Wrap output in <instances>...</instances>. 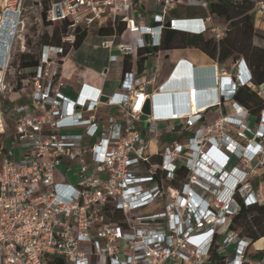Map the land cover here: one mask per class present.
Instances as JSON below:
<instances>
[{
    "label": "built area",
    "instance_id": "obj_1",
    "mask_svg": "<svg viewBox=\"0 0 264 264\" xmlns=\"http://www.w3.org/2000/svg\"><path fill=\"white\" fill-rule=\"evenodd\" d=\"M179 5L209 9L208 0H0V264H212L213 253L224 264H264V255L247 259L251 239L230 228L238 196L262 199L251 177L264 165V110L253 127L234 98L238 85L252 84L246 61L204 98L193 84L195 111L169 115L156 94L179 89L167 88L178 68L196 67L181 58L158 83L153 67L136 65L166 29L225 36L229 25L210 12L174 16ZM254 10L264 12V0ZM45 14L49 26L65 23L61 42L44 43L25 67L30 24ZM101 27L114 30L101 46L110 51V36L119 37L116 48L133 65L111 95L72 60L77 33ZM206 71L213 84L218 66ZM223 105L231 111L203 123L206 110Z\"/></svg>",
    "mask_w": 264,
    "mask_h": 264
},
{
    "label": "trees",
    "instance_id": "obj_2",
    "mask_svg": "<svg viewBox=\"0 0 264 264\" xmlns=\"http://www.w3.org/2000/svg\"><path fill=\"white\" fill-rule=\"evenodd\" d=\"M255 0H214L210 3V11L216 13L220 17L230 21V27L227 35L216 42L212 35L206 36L204 33H189L184 31L166 29L164 31L163 41L161 46L150 49V52H157L163 48H185L196 47L213 58L223 61L230 56H244L246 63L251 71L252 84L259 87L264 82V47L253 43V38L256 35L255 31V15L252 12ZM44 22L50 25L45 14ZM65 23L56 24L54 35L49 37L48 34L43 35L45 43L59 44L61 35L58 36V28L61 29ZM58 26V27H57ZM123 24L118 26V32L122 31ZM99 34L110 35L114 33L111 27H101L98 30ZM87 35L86 31L77 33L76 46H79ZM145 58L138 59L139 65L143 63ZM22 65L25 67L35 65L38 60L35 55L27 53L21 58ZM131 67L129 57L125 58L124 70L127 71ZM235 100L246 106L253 114L257 115L258 121L261 118L264 110V98L257 90L252 89L248 84L238 85ZM237 200L240 204L239 211L233 216L230 222V228L235 230L241 237L251 239V246L254 242L264 236V203H246L239 196ZM251 246L247 252V259L258 261L264 255V250L251 253ZM212 264H224L222 257L213 253L211 256Z\"/></svg>",
    "mask_w": 264,
    "mask_h": 264
},
{
    "label": "crops",
    "instance_id": "obj_3",
    "mask_svg": "<svg viewBox=\"0 0 264 264\" xmlns=\"http://www.w3.org/2000/svg\"><path fill=\"white\" fill-rule=\"evenodd\" d=\"M209 1V9L205 10L203 8H195V7H186V6H182L179 5V7H177V9L175 11H173V15L174 16H179V17H203L206 16L208 12H210L213 15V19L214 22L217 24H228L230 27V21L225 19L224 17H220L219 15H217L214 12L210 11V3L214 0H208ZM252 12H254L255 15V31H256V35L253 38V43L264 47V38L263 39H257L259 36L258 33V27L260 26L262 32H264V12H260L257 13L254 10V7L252 9ZM228 31L226 32L225 36L227 35ZM204 35L206 36H210L212 35V33L207 32L204 33ZM99 36V37H98ZM102 36H104L103 34H89L86 35L85 39L83 40V42L79 45L76 46L77 48V52L75 54V57L77 59H79L81 62L78 63L76 62L79 66L86 68L87 70H89L90 72L96 74V78H90L91 81H93L94 83H98L101 84L102 87L104 88V83L106 81L101 79L100 77V73L102 71L105 70V68L108 66L107 65V61H108V53L107 49L103 48L101 46V40H102ZM213 36V35H212ZM224 36V37H225ZM214 37V36H213ZM223 37V38H224ZM222 38V39H223ZM216 42H220V40H216V38L214 37ZM113 49V48H112ZM115 50V54L118 55V59L116 60L118 62V68H116V76L117 79L120 81L121 77L123 75V73L130 71L132 68V60L130 58V56H122L118 49L115 48L113 49ZM129 57V61L131 63V67L129 70L125 71L124 70V61L125 58ZM171 57V58H170ZM170 58L171 60L175 61V64L177 61H179V59H187L188 61L192 62L193 65L196 67L195 69H198L201 73V75L199 76V83H200V91H201V97H206L207 96V92L208 91H212L213 89H218L217 85L218 82H216V80H219V77L222 74H225L227 76H235V73L237 72V68L235 66H233V63L237 60H241V59H245L244 56H238V57H234V56H230L229 58L220 61L216 58L211 57L210 55H208L206 52H204L203 50L196 48V47H185V48H163L158 50L157 52H153L152 55H150L149 57L145 58L143 63L141 65H139L138 61L136 63L137 68L139 70V72H142L144 67H145V63L148 67H153L156 70V78L158 80V78L161 76L162 71L164 70L163 68L165 67V60ZM175 66V65H174ZM217 66H218V74L217 72L214 74V83L211 84L213 82V76L211 81L208 80V75H206V70H208V68H216L217 71ZM174 68V67H173ZM187 70H191V69H180L178 68L174 74V76H172V79L170 80V82L167 84V88L170 86H174L175 84H183L182 82L184 80H188L187 84H183V93L181 94V98L184 100H187V96L190 93V88L189 91L187 92V87L190 86L192 88L193 85V81H191L190 75H187L189 77L185 78V72L184 71ZM110 72V71H109ZM110 74V73H109ZM186 75V76H187ZM73 83H75L73 81ZM252 89L257 90L259 92V87H257L254 84H250L249 85ZM179 87V86H177ZM149 90H151V87H149ZM180 93V89H178V91ZM262 94V93H259ZM165 95L161 96L160 101H164L167 104L172 105L175 99L174 94L164 97ZM263 96V95H261ZM208 98V97H207ZM264 98V96H263ZM166 100H168V102H166ZM231 111V108L227 105H223L221 107L216 106V107H212L209 108L208 110H206V112L204 113V119H203V123L204 124H212L214 123L222 114L228 113ZM253 114V113H252ZM252 126L256 127V123L258 122V117L257 115L253 114L252 117ZM145 128V125H144ZM173 135H168L167 137L170 138ZM237 160L236 158H233L232 160V164H236ZM251 182L253 187L255 188V190L257 192L260 193L261 198H264V165L262 167H258L254 173V175L251 177ZM261 199V202H262ZM260 202V203H261ZM263 237H261L260 239H258L256 242H254L251 246V253L254 254L257 251H261L264 250V242L259 244V241L261 239H263Z\"/></svg>",
    "mask_w": 264,
    "mask_h": 264
},
{
    "label": "rangeland",
    "instance_id": "obj_4",
    "mask_svg": "<svg viewBox=\"0 0 264 264\" xmlns=\"http://www.w3.org/2000/svg\"><path fill=\"white\" fill-rule=\"evenodd\" d=\"M54 31H55V27L54 26H48L44 22H41V21H39L37 19H33L32 23L30 24L29 31L27 33V46H28V48H27V52L26 53L33 54V55H35L37 57L39 55V52H40V49H41L42 45L45 43L44 40H43V35L44 34H48L49 37H52L54 35ZM258 33H259V36H258L257 39L258 40L259 39H263L264 38V32H262L260 26L258 27ZM57 35L58 36L61 35V29L60 28H58ZM55 37L56 36H53V40H55ZM110 38L113 39V42L115 44L113 49H115L116 45L120 42V38L119 37L113 38V36H110ZM124 39L126 41L129 40L128 32L124 33ZM113 49H111L110 51H107L108 55H110L111 53L115 54V50H113ZM18 56H19V54H17V58H18ZM170 58L165 60L166 64H165V67L163 68L164 70L162 71L161 76L157 80L158 83H161L164 80H166L169 77V75L172 72V70H173V67L175 65V61L171 60ZM72 60H75L78 63L81 62L75 56L72 58ZM70 62H72V61L70 60ZM106 63L108 65V67H109V70H110L109 73L110 74L109 73L107 74V79H106V81L104 83L103 91H104L105 94L111 95L117 89V87L119 85V80L117 79V76L115 74L116 73V68H118L119 65H118L117 61H109V56H108V61ZM83 70L87 71V73L85 74V79L86 80L91 81L90 78H96L97 77L96 74L90 72L86 68H83ZM191 81H192V79H191ZM91 82H93V81H91ZM182 83L183 84H187L188 80H184ZM183 84H181V86H179L180 94L183 93V89H182L183 88V86H182ZM259 93H262L260 95L264 96V92L261 89H259ZM69 94L71 96H74L75 92L73 90H71V91H69ZM187 99H188V96H187ZM24 101H25V99L21 100V102H24ZM166 102H168V100H166ZM165 105H167V103ZM28 112H30V109H28ZM149 137L153 138L154 137V133H151L149 135ZM261 203L262 204L264 203V198L262 199ZM259 244H260V242H259ZM234 247H235V245H232L230 247V249L233 250Z\"/></svg>",
    "mask_w": 264,
    "mask_h": 264
},
{
    "label": "bare ground",
    "instance_id": "obj_5",
    "mask_svg": "<svg viewBox=\"0 0 264 264\" xmlns=\"http://www.w3.org/2000/svg\"><path fill=\"white\" fill-rule=\"evenodd\" d=\"M196 73H197V71H196ZM193 84L198 85V82L197 81L193 82ZM190 89L191 90H190V93L188 95L189 100L188 99L187 100L182 99L181 94L179 92L162 91V92L157 93L155 96V102H156L157 109H159V110L162 109L163 115H169V114H172L174 112L177 113L179 110V106L186 108L187 111H189V110L195 111L197 109V103L195 100H193V101L191 100V96H192V92L196 91V90L193 88H190ZM262 91L264 92V90H262ZM172 94H174V96H175V99H174V102L172 105H170V104L165 105L166 103L164 101H160L161 96L165 95L164 97H167V96H170ZM259 242L260 243L264 242V238L261 239Z\"/></svg>",
    "mask_w": 264,
    "mask_h": 264
},
{
    "label": "water",
    "instance_id": "obj_6",
    "mask_svg": "<svg viewBox=\"0 0 264 264\" xmlns=\"http://www.w3.org/2000/svg\"><path fill=\"white\" fill-rule=\"evenodd\" d=\"M167 26H169V22L167 23ZM196 71H197V73H196ZM185 73V78H187V77H189L188 75H187V73L188 74H191L190 75V77L189 78H191L192 79V81L193 82H198L199 81V76L201 75V73H200V71L199 70H197V69H191V70H185L184 71ZM175 73H177V72H175ZM187 75V76H186ZM235 78V77H234ZM172 79V78H171ZM199 83V82H198ZM200 84V83H199ZM259 88L261 89V90H264V82L259 86ZM176 91H178V90H176ZM176 91H173V92H176ZM102 99L103 100H107V97H105V96H103L102 97ZM144 112H145V114H150L151 113V104H150V100H148L147 101V104H146V106H145V108H144Z\"/></svg>",
    "mask_w": 264,
    "mask_h": 264
}]
</instances>
